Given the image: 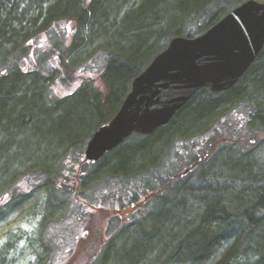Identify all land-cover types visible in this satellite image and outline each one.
Listing matches in <instances>:
<instances>
[{"label":"rangeland","instance_id":"rangeland-1","mask_svg":"<svg viewBox=\"0 0 264 264\" xmlns=\"http://www.w3.org/2000/svg\"><path fill=\"white\" fill-rule=\"evenodd\" d=\"M11 1H15V3L17 1L25 2L24 5L22 4L23 6L21 5L20 13H22V10L29 9L30 5H32V0ZM111 1L105 0L104 2L108 5ZM131 1V8L144 6L139 16L144 15L148 0ZM246 1L248 0L235 1L233 3L224 2L222 5H224V9H232ZM256 1L264 3V0ZM40 2L43 4V13L48 12L49 9L47 7L50 2L48 0H44V2L40 0ZM96 3L97 0H79L78 6L80 11L78 10L77 12H81L82 14L85 12L87 16L70 15L73 14L71 10L61 11L62 13L69 14L66 17V23L76 25L77 33H82L83 37L82 40L74 41L69 49L71 50L72 57L66 64L69 70L68 72L66 71V82H60V77L56 73L49 74L48 76L46 63L41 61L42 63L39 65L42 69V76H48L40 84V93H43L42 97L52 98L53 95L62 94L61 92L67 94L68 92L66 91L80 88L71 97L72 101H75L76 98L78 100V102L72 105L73 113L76 110L77 112L74 119L66 126L65 132L67 135H65V132L64 134L60 132L56 133L54 125H50L49 127L47 125L48 128L39 130L41 136L45 134L53 135L50 139L53 145L50 152H53V154L51 153L52 155L47 159L48 165L52 167V174L47 173L45 170L41 171L38 165H41L42 162H39L29 165L27 168H21L9 179L6 178L8 180L5 183H0V201L6 195L13 196L12 194L18 193V196L13 201H9L0 209V264H22L25 259H28V264H67L69 259L74 255L75 258L77 257V253L74 251L78 247L76 244L80 238L81 225L85 220L86 214L93 210L94 212H98L101 219H103L102 214H104L105 210L101 214L98 210L94 209L98 207L101 209L102 206L107 210H114V213L113 217L110 216L103 220H106L105 225L107 227L104 236L106 244L100 250L99 258L95 259V263H93L151 264L154 260L150 258L149 253L143 254L144 251L142 249L149 248L150 245L158 247L155 244V239L152 237L156 234L161 221L172 215V213L163 215L167 213L163 208L172 209L176 204L185 208L187 205L189 210H180V212L185 215V218L191 220L192 214L190 211L192 208H204V206L196 201L197 195L201 197L204 196L201 194L214 193L216 191H220L223 195L225 191L228 192L230 190H234L240 194L242 191H246V186H250L253 183H248L246 179H240L235 174L246 172L248 164H250L251 168L255 167L258 169L259 166L264 167V124L257 123L256 125V121H254L247 125L248 128H245V118L240 115L249 109L248 107L254 111L258 104L255 100L245 97L234 99L231 103H223L227 101L225 96L229 95V93L220 94L215 97H210L208 93H202L192 100L190 104L197 100L206 102L210 99H214L215 102H221L223 107L220 109V112H217L206 124L210 130L219 125L229 124L231 133L228 130L222 131V134L214 132L206 136L207 133L204 132L196 133L195 130L197 128L190 126L194 123L186 121V124L180 129L183 130L182 132L177 129L167 131L159 135L157 139H144L139 137V135H133L132 139L127 142L129 147H125L121 153L113 157L108 156L109 154L106 155L99 163L88 162L85 164L83 160L91 137L87 140L84 149L67 147L89 130L85 136L93 135L94 133L92 134V132L96 129L98 123L100 124L104 121L101 118L102 116H96L94 113L93 119H91L92 115H85L84 117H81V115L90 112V107H92L90 105L91 102H88L85 98H90L91 96L93 99H97L98 102L100 101L101 96L100 93L96 92V88L102 82H105L106 78L112 85L114 81H119V76H117L119 74H122V80L129 77L133 71H141L149 65L156 55L168 46L172 38L177 36L175 33L180 32L179 34H181L189 28L198 29L197 24L201 23L192 19V23L190 21V24H185L187 22H184L183 17L189 16L190 18L192 12L188 10L184 13L185 8L180 9L177 7V10H173L175 12L172 11L174 14L177 13V15L173 18L170 17L171 13L168 12V22L153 33L151 37L153 38L152 42H148L151 35L141 33L137 38H139L142 44L133 43L129 49V45H125L124 43V40L128 39V37L117 38V41L114 40L115 42H107L104 38H99L101 36L95 38L92 22L97 11L92 12V8ZM8 10H10L9 7ZM29 10L28 18L37 17L38 11L36 7ZM109 11V15H111L112 9L109 8ZM159 14L165 15L166 13L160 11ZM6 16L7 10L4 13L3 19ZM61 21L62 18H60ZM60 22L57 20V25ZM208 23V20L204 19L201 26L205 27ZM135 25L139 29H143L145 23L138 24L136 20ZM17 29L19 30V26ZM21 31L22 36L27 35L25 36L27 38L24 45L20 46L21 39H19L18 42H13L9 46H6L5 50L3 49L2 55L6 53L3 59L6 61L5 65L7 67H14L18 60L16 57L19 55L22 58L23 55L30 57L34 54L37 56L46 55L47 57L49 56L48 52L53 51L51 47L55 46L57 42H46L47 38L45 39L44 36L40 35L34 37L36 32L31 30L28 33L24 29ZM57 32L64 33L62 28ZM57 39H59L58 36ZM58 44L63 45L60 42ZM21 48L23 54L16 51L21 50ZM116 56H119V59L124 57V66L121 69L108 70V76L104 80L105 70H107V66L113 61L112 59L114 57L116 59ZM114 70L119 71V74L114 73ZM31 81L29 79L30 83H32ZM124 84L125 82L123 81V86ZM84 91L88 92L87 95L84 94ZM92 91H95V93ZM40 99L38 100L40 106L39 115L49 116L47 121H52V124H55L57 121L53 118V111L45 108ZM63 118L61 120H65L66 117ZM170 125L164 127V129L169 128ZM238 128H241L242 132L233 131ZM249 128L251 130L254 129L255 134L257 132L261 134L257 139V136L252 138L255 141L253 144L240 142L245 140V137L240 134H245L243 132H246L245 129ZM54 135L56 138L59 137L56 141L52 142ZM179 137L185 144L183 150L184 144L182 146L181 143H177ZM175 140L177 141L173 144ZM61 141H63L62 144ZM47 142H49L48 139ZM176 145L181 148V153H175ZM198 145L200 146L198 147ZM138 147H141L139 155L143 157L147 156L142 163L135 162L130 156L133 150ZM234 157L236 160L241 161L240 159H242L247 162L246 168L241 166L234 167L236 165ZM204 158H207L204 164H200L198 168L184 174L187 169L193 167L195 162ZM221 161L223 162L220 163ZM54 166H56L55 169ZM228 167L233 172L230 173L227 169ZM138 171L141 172L135 173ZM72 174L79 175L80 182L78 184L75 182V177ZM111 174H115L113 175L114 177ZM118 174L124 177H116ZM54 175L55 178L60 175L59 181L66 178L62 185L57 186L59 181L56 183V180L54 184H49L48 179L50 180ZM230 175L235 176L231 178L229 177ZM176 177H180L176 183L180 190L176 191V189H173L174 187L170 190L169 196L172 202L170 201L169 205L165 206L166 203L164 201L160 202L162 204L160 207L154 206L155 201L148 204L145 203L146 206H144V202H136L132 210L124 205L132 203L136 195L133 194L134 191L136 193L139 189L141 190L138 197L142 200L144 190L145 193L151 190L156 192L161 191L164 187L172 184L169 181L171 179L174 180ZM254 185L255 187H259L263 186L264 183L258 182ZM129 194L132 195L131 198L127 197L126 201H124L125 203L121 202V200H125L122 196H128ZM188 196L190 197V201L186 200ZM89 214L95 216L93 213ZM24 225H27V228ZM141 235L145 236V242H140L139 237ZM124 239L128 242L124 243ZM123 245L128 246L129 252L125 251V253H122L120 247ZM113 246L116 247L115 250H109ZM136 254L139 256H136ZM31 256H34L35 260L29 259ZM76 259L77 264H91L88 258H84L82 261H78L79 258ZM178 262L176 260L171 264H185ZM217 262V260H213L209 264H216Z\"/></svg>","mask_w":264,"mask_h":264},{"label":"trees","instance_id":"trees-1","mask_svg":"<svg viewBox=\"0 0 264 264\" xmlns=\"http://www.w3.org/2000/svg\"><path fill=\"white\" fill-rule=\"evenodd\" d=\"M6 1L7 4L5 7L0 3V53L3 52V49L5 50L6 46L19 41L22 29L26 30L28 33L33 27H36L44 15L42 9L43 4L40 0H32V5L29 7V9L36 7L38 11L37 17L34 18H28L29 9L25 11L22 10V13H20L19 10L21 8L16 5V3H18L17 0L16 3L11 0ZM42 1L44 2V0ZM104 1L105 0H97V3L92 8V12L97 11L92 22L95 38L101 36L99 38H104L107 42H115L117 38L128 37V39L124 40V43L125 45H129L130 49L133 43L142 44L139 38H137L141 33L151 35L148 42H152L153 38L151 37L153 33L168 22V12L171 13L170 17L174 18L177 15V13H173L175 12L173 10H177V7L180 9L185 8L184 13L188 10L192 12L190 18L189 16L183 17L184 22H187L185 24H190V21L192 23V19L201 23L197 24L198 29L189 28L185 32L181 34L178 32L177 34L175 33V35L193 38L205 33L234 9V7L232 9H224V5H222L224 2L233 3L241 0H205L204 2L203 0H148L145 14L142 16H139V13L144 6L141 5L138 8H131V0H112L108 5ZM52 4L55 5L54 8H56L54 14L59 12V10H71L73 13L79 10V0H50V5L52 6ZM8 7L10 10H8ZM54 8L49 7L47 13L50 12L51 16H54L52 12ZM109 8L112 9L111 15H109ZM6 10V20L3 21ZM160 11H164L166 14L160 15ZM210 15H212V17H210ZM204 19H207L209 23L205 27H202V20ZM136 20L138 24L145 23L143 29H139V27L135 25ZM45 23L47 24L48 20H46ZM18 26L19 30L17 29ZM103 32L104 34H102ZM22 40L24 43V38H22ZM112 60L113 61L107 66L104 80L108 76V70L115 68L121 69V67L124 66V57L119 59V56H116V59L114 57ZM143 70L144 69L141 71H133L129 77L122 80V74L114 70V73L119 74L117 75L119 76V81H114L112 86L106 78L105 82L110 84L109 92L112 93L111 96L108 97L109 99L106 105L102 107L97 104L90 107L91 111L85 114L83 113L81 117L92 115L91 119H93L94 114L103 117L107 113L113 111L123 97V93L127 88L125 84L130 83L131 80ZM123 81L125 82L124 86ZM34 88H36V86L34 87L33 82L30 83L28 79L20 78H12L0 85V183H5L11 176L21 170V168H27L29 165L39 162H42L41 165H38L41 171L45 170L47 173L52 174L53 170L52 167L48 165L49 162L47 159L53 154V152H50L51 147H53L50 139L53 135L45 134L41 136L39 130L45 129L47 125L48 127L54 125L56 127V133L60 132L64 134L66 126L74 119L77 112L76 110L73 113L72 108V105L78 102L76 98L75 101L71 100L72 102H69V105H62L58 111L53 113V118L57 121L55 124H52V121L48 122L47 118H49V116L39 115L40 106L38 100L40 99V94L37 92V88ZM240 97L253 99L258 104L254 111L248 107L249 109L245 110L243 114H240L244 116L245 122L249 124L250 122L256 121V125L257 123L264 124V48L256 62L242 78L240 84L236 88L230 90L229 95L225 96L227 101L223 103H231L234 99ZM222 107L221 102L194 101L177 113L171 121L169 128H159L153 134L154 136L151 135L152 137L141 135H139V137L144 139H157L159 135L167 131H174L177 129L182 132L183 130L180 129L186 124V121L194 123L190 125L191 127L197 129L200 127L201 129L217 112H220ZM63 117H66L65 120H61L64 119ZM106 123V120L100 124L98 123L96 129ZM247 125L245 123L246 127ZM248 130L252 132L251 128ZM94 131L95 129L93 132ZM87 133L67 147L84 149L87 140L91 137L89 135L86 137L85 135ZM243 133L245 134L240 135L245 138L250 136L246 134V132ZM65 135H67L66 132ZM58 137L56 138L54 135L55 139L53 138L52 142H54V140L56 141ZM47 139L49 142H47ZM130 139L107 155L113 157L121 153L125 147H129L127 142ZM177 140H175L173 144H175L176 141L177 143L184 144V142L180 140V137ZM62 143L63 141H61V144ZM141 147L135 148L132 155H130L137 163H142L143 160L147 158V156L143 157L139 155ZM180 149L181 148L176 145L174 150L175 153H181ZM102 159L100 161H102ZM83 160L85 164L88 163L85 159ZM226 160L225 162H227ZM240 160L241 161L235 159L236 165H234V167H247V171L234 174L239 178L246 179L248 183H253L250 186H246V191H242L240 194L234 190H230L228 192L225 191L223 195L220 191L201 194L204 195L201 197L197 195L196 201L204 206V208H192L190 211L192 214L191 220L185 218V215L180 212V210H189L187 205L185 208H182L181 205L178 204L174 205L175 207L172 209L163 208L164 211L167 212L163 215L168 213H172V215H169L165 220L163 219L164 221H161L156 234L152 237L155 239V244H157L159 248L150 245L149 248L142 249V251H144L143 254L149 253L150 258L154 260L151 264H171L176 260L179 261L178 263L185 264H209L213 260L218 261L216 264H264V185L259 187H255L254 185L258 182L264 183V167L259 166L258 169L255 167L251 168L250 164L245 167L247 162L242 159ZM100 161L94 163H99ZM222 162L223 161L220 163ZM55 167L56 166H54V169ZM227 169L230 173L233 172L229 167ZM140 172L141 171L135 173ZM72 175L75 177V182L78 184V182H80L79 175ZM111 175L113 176L115 174ZM235 175L231 176V178ZM116 177L121 178L124 176L118 174ZM6 178L8 179L6 180ZM60 178V175L56 178L55 175L52 176L50 180L48 179L49 184H54L55 180L56 183H58ZM178 178L179 177H176L174 180L171 179L169 183L172 182V184L164 187L161 191L156 192L151 190L145 193L144 190L143 201L138 197L141 190L139 189L136 193L134 191L133 194H136L133 200L134 202L132 201L131 204L128 203L124 205L132 210L136 202L148 204L149 202L155 201L154 206L160 207L162 206L160 202L164 201L166 203L165 206H167L170 201L172 202L169 196L170 190L173 187L176 191L180 190L179 186L176 185L179 180ZM64 179L66 178L61 179L57 186L62 185ZM57 189H59V187H57ZM17 194L18 193L15 195ZM131 196L130 194L128 196H122L125 200H121V202L125 203L124 201H126V198H131ZM186 200L190 201V197L188 196ZM225 200H229V202L226 203ZM146 204L144 206H146ZM94 209L96 211L98 210L101 214L103 210L106 211L102 214L103 219H101L98 212H94L93 210L89 213H93L95 216L89 213L86 214L85 220L81 225L82 230L79 234L78 247L75 248L74 251L77 253L76 258H79L78 261L88 258L91 264H94L95 259L99 258L98 255L100 254V250H102L106 244L104 236L107 227L105 225L106 220H103L110 216L113 217L114 213V210H107L103 206L101 209L99 207ZM139 240H141L140 242L142 243L145 242L146 238L141 235ZM123 241L124 243L128 242L125 241V239ZM127 247L128 246L125 245L120 247L122 253H125V251L129 252ZM115 248L116 247L113 246L112 248L110 247L109 250H115ZM136 256L139 255L136 254ZM76 258L74 255L69 259L67 264H77Z\"/></svg>","mask_w":264,"mask_h":264},{"label":"water","instance_id":"water-1","mask_svg":"<svg viewBox=\"0 0 264 264\" xmlns=\"http://www.w3.org/2000/svg\"><path fill=\"white\" fill-rule=\"evenodd\" d=\"M264 48V3L248 0L204 34L174 37L133 81L117 115L100 127L85 150L99 161L134 134L168 125L200 90L234 88Z\"/></svg>","mask_w":264,"mask_h":264},{"label":"flooded vegetation","instance_id":"flooded-vegetation-1","mask_svg":"<svg viewBox=\"0 0 264 264\" xmlns=\"http://www.w3.org/2000/svg\"><path fill=\"white\" fill-rule=\"evenodd\" d=\"M48 1L50 2V0H48ZM0 3H1V5H3L5 7L6 4H7V1L6 0H0ZM22 4L24 5L25 2H18V7L20 6L19 8H21L23 6ZM54 6L55 5H53V4L51 6L50 3H49L47 8H49V7H53L54 8ZM55 9L56 8H54L53 11H52L53 14L55 12ZM67 15H69V14L62 13L61 10H59V12L55 13L54 16H51L50 12L49 13L46 12V13H44V15L42 17V20L40 19V22L37 24V26L33 27L31 29V31L36 32L34 34L35 35L34 37H38L40 35V36H44L45 39L47 38L46 42L57 41L55 46L53 45L51 47V48H53V51L48 52L49 56H47V57H46V55L37 56L36 54H34V55L30 56V57H25L23 55V58H22L19 55V56L16 57L18 60L16 61L17 63L15 64V66L14 67H7L5 65L6 61L3 59V57L5 56L6 53L4 55H2V53L4 51L0 53V85L4 84L6 81H8V80H10L12 78H20V79H28V80L31 79L32 82L34 83V87L36 86L37 92H39V94H40V98H42V99H40L41 102H42V105L45 108H48V109L52 110L53 113L55 111H58L62 105H68L69 102H71V97L74 96L80 90V88H74L71 91H66V92H68L67 94L66 93L63 94V92H61L62 94L53 95L52 98H50V97H42L43 93H40V91H41V89H40L41 81L44 78H47L49 76V74L56 73V74H58V77H60L59 78L60 82H63V83L66 82V74L69 71L67 69L68 67H67L66 64L70 61V59L72 57L71 50H69V49H70V47H71V45H72V43L74 41L83 39L82 33L81 34L77 33V26L76 25H74L72 23H68V24L66 23ZM70 15L87 16V13L84 12L82 14L81 12H75V13L70 14ZM60 18H62L61 22H60ZM5 20H6V17H5V19H3V21H5ZM46 20H48L47 24L45 23ZM57 20H59V22H60L58 25H57ZM61 28L64 31L63 34L57 32ZM57 36H58L59 39H57ZM76 37L77 38L79 37V39H77ZM22 38H24V40H25L27 37L22 36V34H21V37H20L21 45L20 46H23L24 43H25V42L23 43ZM90 38H92V37L90 36ZM58 42L63 43V45H59ZM16 51L20 52V54H23L22 53L23 52L22 48H21V50H16ZM74 52H76V50H74ZM41 61L43 63H46V68L48 70L47 71L48 72V76H42V74H41L42 69H41V67H39V65L42 63ZM48 61H49V63H47ZM25 72H27V73H25ZM60 74H61V76H60ZM134 79H135V77L131 80L130 83H126L125 84V87H127V88L124 91L123 97L120 100L119 104L114 108L113 111H111V112L107 113L105 116H103L102 120H104V121L106 120L107 123H108L111 120H113V118L117 115V113L120 110L121 105L123 104V102L125 101L126 97L128 96V94L131 91ZM239 84H240V82L234 88H236ZM109 85L110 84L108 82H102V84L96 88V92L100 93V96H101V99H100L99 102H98L97 99H93V97H91V96H90V98H85L88 102H91L90 105L92 107L97 105V104L101 105L102 107H104L106 105V103H107V101L109 99L108 97L111 96V94H112V93L109 92V89H110ZM36 88H34V89H36ZM234 88H231V89H229L227 91L219 92V93L213 92L210 88H204V89L200 90L183 108L188 106L192 100H194L198 95H200L202 93H208V95L210 97H215V96H218L220 94L229 93L230 90H232ZM92 92L95 93V91H92ZM87 93L88 92L84 91V94L87 95ZM84 102H86V101H84ZM206 102H215V100L214 99H210L209 101H206ZM170 123L168 125H170ZM245 123H246V125L248 124V122H245ZM250 123H252V122H250ZM168 125H166V126H168ZM228 125H219L218 127L214 128L212 130L208 129V127L206 125V129H203V128H201L200 130L197 129V130H195V132L196 133H201V132L207 133L206 136H209L210 133H214V132H219V134H222L221 133L222 131H228L229 130V126ZM166 126H164V127H166ZM245 128H246V126H245ZM97 129H95V131ZM245 130H246V134H248L250 136L248 138H245L244 141H240L242 143L245 142L247 144L248 143L253 144L255 141L252 140V138L257 136L256 137V139H257L258 136L261 134V133H258V132L255 134L254 129L251 130L252 132H249L248 129H245ZM233 131L234 132H239V131H241V128L234 129ZM231 132L232 131L229 130V133H231ZM201 135H199V136L201 137ZM91 137H92V135H91ZM182 146H183V143H182ZM199 146L200 145H198V147ZM184 147H185V144H184L182 150L184 149ZM199 150H201V149H199ZM198 158H200V156H198ZM206 159L207 158H204L203 160H199V161L195 162L193 164V167L190 168V169H187L184 172V174L190 173L191 170H193L195 168H198V166L200 164H204L205 161H207ZM12 195L13 196L6 195V197L2 201H0V209L2 207H4L9 201H13L14 198H16L18 196V194L17 195L12 194ZM77 245H78V243L76 244V246Z\"/></svg>","mask_w":264,"mask_h":264},{"label":"clouds","instance_id":"clouds-1","mask_svg":"<svg viewBox=\"0 0 264 264\" xmlns=\"http://www.w3.org/2000/svg\"><path fill=\"white\" fill-rule=\"evenodd\" d=\"M25 228H27V225H24ZM29 259L35 260L34 256L29 257ZM22 264H28V259H25Z\"/></svg>","mask_w":264,"mask_h":264},{"label":"bare ground","instance_id":"bare-ground-1","mask_svg":"<svg viewBox=\"0 0 264 264\" xmlns=\"http://www.w3.org/2000/svg\"><path fill=\"white\" fill-rule=\"evenodd\" d=\"M239 99V98H238ZM236 100V99H235ZM229 177H231V175L229 176ZM241 179V178H240ZM226 201V200H225ZM229 202V200H227V202L226 203H228ZM226 205H228V204H226Z\"/></svg>","mask_w":264,"mask_h":264}]
</instances>
